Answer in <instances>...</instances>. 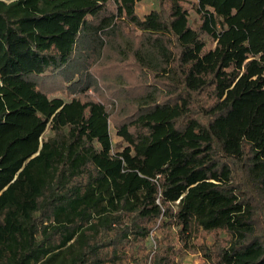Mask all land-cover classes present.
<instances>
[{
    "label": "trees",
    "instance_id": "1",
    "mask_svg": "<svg viewBox=\"0 0 264 264\" xmlns=\"http://www.w3.org/2000/svg\"><path fill=\"white\" fill-rule=\"evenodd\" d=\"M143 1L0 0V264H264V0Z\"/></svg>",
    "mask_w": 264,
    "mask_h": 264
},
{
    "label": "rangeland",
    "instance_id": "2",
    "mask_svg": "<svg viewBox=\"0 0 264 264\" xmlns=\"http://www.w3.org/2000/svg\"><path fill=\"white\" fill-rule=\"evenodd\" d=\"M187 1H190V0H187ZM152 5H153V0H145L141 4H139L138 11L142 14L146 13ZM56 94H60V92L58 91V92H56ZM111 132L114 136V140L115 141L118 140V138L116 137V131L114 129H112ZM48 134H49V130H46L45 135L47 136ZM204 261L205 260L202 258V256L199 253H194V252H191V253L187 254L185 257H183L182 259H179V262H188V263H192V264H198V263H202Z\"/></svg>",
    "mask_w": 264,
    "mask_h": 264
}]
</instances>
